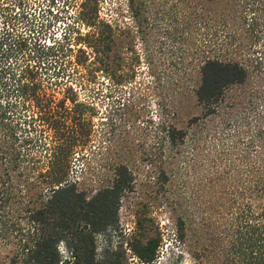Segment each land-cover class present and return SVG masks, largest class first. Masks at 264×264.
<instances>
[{
	"label": "trees",
	"instance_id": "trees-1",
	"mask_svg": "<svg viewBox=\"0 0 264 264\" xmlns=\"http://www.w3.org/2000/svg\"><path fill=\"white\" fill-rule=\"evenodd\" d=\"M124 1L133 25L99 19L98 0H81L77 20L88 31L78 38L93 57L90 63L125 86L143 58L136 40L148 44L154 32H162L158 43L174 48L173 62L193 51L196 84L181 94L193 98L201 112L179 125V107L162 105L151 119L152 145L170 158L157 179L164 188L173 185L179 169L171 159L189 154L183 150L188 138L204 146L210 166L200 179L199 225L212 228L221 264H264V50L253 45L263 40L264 0ZM9 4L0 0V79H6L0 94V235L12 246L2 264H126L127 250L143 264L154 263L159 237L147 231L126 236L119 227L121 202L134 188L130 167L115 163L111 178L91 189L70 176L91 133L84 113L94 105L79 100L71 85L56 99L47 72H67L62 58L72 52L69 33L79 29L68 28L46 43L43 23L14 10L25 0ZM21 21L28 33L18 31ZM239 39H250L248 51ZM124 47L132 57L123 55ZM171 206L174 236L185 241L192 222ZM141 223L138 217L137 229L144 228ZM111 233L119 237L115 243ZM98 235L108 239L100 251ZM192 253L203 260L199 250Z\"/></svg>",
	"mask_w": 264,
	"mask_h": 264
},
{
	"label": "rangeland",
	"instance_id": "rangeland-1",
	"mask_svg": "<svg viewBox=\"0 0 264 264\" xmlns=\"http://www.w3.org/2000/svg\"><path fill=\"white\" fill-rule=\"evenodd\" d=\"M5 1L7 5L10 3V0ZM50 1L25 0L23 7H15L14 10L28 13V19L34 17L39 26V22L43 23L42 31L46 43L53 35L60 39L64 32L68 34V28L75 26L79 29L77 33H69L70 38H73L72 52L62 58L63 63L67 65V72L59 77L52 75V70L47 72V77L52 82L50 92L53 89L56 99H62L71 85L79 100L89 101L94 105L93 110H86L84 113L87 119L91 118V133L73 161L70 176L78 179L85 189H91L111 178L115 163H126L133 172L135 181L133 191L127 193L121 202L119 227L123 233H127L126 236L133 234L139 237L142 232L147 231L149 235L159 237L158 257L152 264H221L222 256L214 247L212 228L206 230L199 225L200 220L197 217L200 179L207 174L210 166L206 160L207 149L201 151L204 146L196 145L192 138H188L183 150L189 154L184 157L175 153L171 159L174 160L175 171L177 167L179 169L178 177L171 187L164 188L157 179V170L163 165L166 166L170 158L163 152L161 157V149L152 145L151 119H157L162 105H165L166 109L172 105L179 107V125H186L190 117L201 112L193 98L184 96L192 91L197 80L196 61L190 55L193 51L185 52L189 56L184 59L176 56L173 62L171 56L174 48L168 43L159 44L157 35L162 32L156 31L152 37L153 41L148 44L139 39L135 41L136 49L143 58L132 80L124 84L125 86L114 84L104 73L96 70V65L90 63L93 57L88 56L89 49L84 46L82 39L78 38L80 34L84 35L88 31L84 23L79 24L77 20L81 0H55L53 5H50ZM49 8L51 13L47 12ZM97 10L99 19L133 25L124 0H98ZM24 21L17 24V29L28 33L25 31ZM262 39L259 44H253L260 51L264 50V35ZM238 41L241 44L247 43L245 50L248 51L250 39L245 42L241 39ZM145 47L152 53V66L146 63ZM82 49L86 50L85 55L88 57L85 64L82 62L85 59ZM122 53L132 57L125 47ZM2 67L1 64L0 68ZM5 80L0 79V94ZM183 91L185 93L182 96ZM71 93L72 91L69 95ZM44 154L42 151V155ZM41 159L45 160V157ZM171 205L175 206L177 212L185 211L192 222L191 233L189 232L185 241L174 236L175 211ZM205 207L207 215H211L213 211L208 203ZM138 217L144 227L142 230L136 228ZM109 238L112 243L119 240L114 233H111ZM107 240L104 235L97 236L98 251ZM5 243L6 240L0 235V264L12 248L11 245L7 248ZM193 250H199L204 255L202 261L194 256ZM127 257L126 264H143L130 250H127Z\"/></svg>",
	"mask_w": 264,
	"mask_h": 264
}]
</instances>
